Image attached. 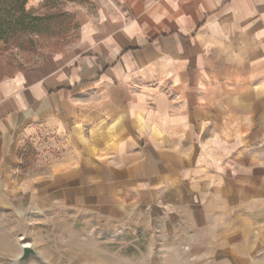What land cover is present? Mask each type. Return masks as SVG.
<instances>
[{"label": "crops", "instance_id": "obj_1", "mask_svg": "<svg viewBox=\"0 0 264 264\" xmlns=\"http://www.w3.org/2000/svg\"><path fill=\"white\" fill-rule=\"evenodd\" d=\"M75 18L72 51L0 79V208L18 146L79 116L113 123L142 176L155 162L193 192L228 194L244 177L229 166L264 138V0H99Z\"/></svg>", "mask_w": 264, "mask_h": 264}, {"label": "rangeland", "instance_id": "obj_2", "mask_svg": "<svg viewBox=\"0 0 264 264\" xmlns=\"http://www.w3.org/2000/svg\"><path fill=\"white\" fill-rule=\"evenodd\" d=\"M98 1L0 0V79L72 51L75 12ZM96 118L18 146L0 264H264V138L242 152L239 172L229 166L244 177L232 176L228 194L193 192L155 162L157 176H142V160L111 144L121 131ZM240 180L246 202L234 199ZM22 245L35 254L19 261Z\"/></svg>", "mask_w": 264, "mask_h": 264}, {"label": "water", "instance_id": "obj_3", "mask_svg": "<svg viewBox=\"0 0 264 264\" xmlns=\"http://www.w3.org/2000/svg\"><path fill=\"white\" fill-rule=\"evenodd\" d=\"M35 254L34 249L29 245H22L21 254L18 257L19 261H23L28 258L30 255Z\"/></svg>", "mask_w": 264, "mask_h": 264}, {"label": "trees", "instance_id": "obj_4", "mask_svg": "<svg viewBox=\"0 0 264 264\" xmlns=\"http://www.w3.org/2000/svg\"><path fill=\"white\" fill-rule=\"evenodd\" d=\"M23 12H24V11H23ZM24 13H25V12H24ZM42 16H47V15H44V14H43ZM41 18L43 19V17H39V19H41ZM36 19H38V17H33V18H32V20H36ZM47 19H48V18H46V20H47ZM0 40H3V41H4V37H3L1 34H0Z\"/></svg>", "mask_w": 264, "mask_h": 264}]
</instances>
